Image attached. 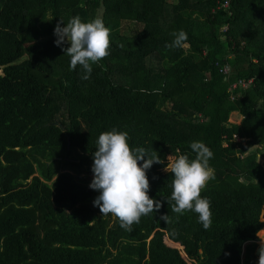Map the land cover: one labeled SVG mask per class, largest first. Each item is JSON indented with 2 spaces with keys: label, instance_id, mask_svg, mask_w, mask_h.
Masks as SVG:
<instances>
[{
  "label": "trees",
  "instance_id": "obj_1",
  "mask_svg": "<svg viewBox=\"0 0 264 264\" xmlns=\"http://www.w3.org/2000/svg\"><path fill=\"white\" fill-rule=\"evenodd\" d=\"M74 16L109 29L110 55L88 80L54 43L57 22ZM179 30L184 47H166ZM0 71V264H257L264 0H0ZM113 128L164 161L194 159L193 141L212 150L209 229L194 211H171L161 164L146 171L158 212L132 232L101 216L88 176L96 140Z\"/></svg>",
  "mask_w": 264,
  "mask_h": 264
},
{
  "label": "clouds",
  "instance_id": "obj_2",
  "mask_svg": "<svg viewBox=\"0 0 264 264\" xmlns=\"http://www.w3.org/2000/svg\"><path fill=\"white\" fill-rule=\"evenodd\" d=\"M54 35V43L70 57L69 69L75 70L78 65L82 68L81 79H90L92 65L110 55L109 29L101 18L83 22L79 16H74L67 23L61 18L54 28ZM170 35L174 39L166 47H184L188 39L184 30ZM65 44L69 46L64 47ZM129 139L127 131L116 128L99 135L96 150L92 153L93 178L89 187L99 193L93 205L99 208L101 216L111 214L119 220L122 229L132 232L133 225L139 224L142 216L158 212L162 207L161 200L149 196L150 183L146 171L154 164H164V160L157 152L149 153L144 147L130 148ZM190 148L195 154L194 159L190 160L185 154L167 157L163 170L171 173L173 179L171 195L165 199L173 213H197L198 222L207 230L212 223V213L210 201L201 197V190L209 180L215 179L209 164L214 153L202 141L191 142ZM160 220L166 224L172 222L168 214H161ZM257 235L260 238L258 264H264V237Z\"/></svg>",
  "mask_w": 264,
  "mask_h": 264
},
{
  "label": "rangeland",
  "instance_id": "obj_3",
  "mask_svg": "<svg viewBox=\"0 0 264 264\" xmlns=\"http://www.w3.org/2000/svg\"><path fill=\"white\" fill-rule=\"evenodd\" d=\"M174 1H176V0H174ZM173 0H168V2H174ZM131 30H134V28H132L131 27ZM227 30V27L226 28H224L223 29V31H226ZM130 30H128L127 31V29H126V25H123L122 26V29H121V32H129ZM2 72L0 71V74H1ZM170 105V104H169ZM229 122L230 123H234V124H239L240 122H241V117H239L237 114H233L231 117H230V119H229ZM171 157H174V156H171ZM259 160H260V162H261V164H262V166H263V169H264V157H260L259 158ZM167 159L164 161V164H161V166H160V169L162 170V171H164L163 170V168L166 166V164H167ZM65 171H68L66 168H64V167H60L59 168V173H61V172H65ZM80 177H85V176H83V175H81ZM90 179H92L93 178V173H90L89 174V176H88ZM262 221H264V214L262 215ZM263 233H264V228H263V230L262 231H260L258 234L261 236V237H264V235H263ZM257 237H258V235H257ZM258 246L260 247V238L258 237ZM165 240H167V239H165ZM167 246H169V247H171V246H173L170 242H167ZM172 248H175V247H172ZM176 249H178V248H176ZM179 251H182V255L185 257V256H187V255H185L184 253H183V249L181 248V249H178ZM258 256V255H257ZM259 257V256H258ZM185 258H188V257H185ZM191 263V262H190ZM257 264H258V262H257Z\"/></svg>",
  "mask_w": 264,
  "mask_h": 264
},
{
  "label": "built area",
  "instance_id": "obj_4",
  "mask_svg": "<svg viewBox=\"0 0 264 264\" xmlns=\"http://www.w3.org/2000/svg\"><path fill=\"white\" fill-rule=\"evenodd\" d=\"M218 4H219V8L223 6L227 8L229 7L230 0H218ZM225 70L228 71V68L226 67ZM241 84L245 86V82L242 81ZM234 87H236V85Z\"/></svg>",
  "mask_w": 264,
  "mask_h": 264
},
{
  "label": "water",
  "instance_id": "obj_5",
  "mask_svg": "<svg viewBox=\"0 0 264 264\" xmlns=\"http://www.w3.org/2000/svg\"><path fill=\"white\" fill-rule=\"evenodd\" d=\"M55 125H60L59 123H57V124H55ZM60 127L63 129V131H65V128L62 126V125H60ZM71 146V144H70V140H69V138H68V147H70ZM260 248V247H259ZM259 248L257 249V251H256V254L259 256Z\"/></svg>",
  "mask_w": 264,
  "mask_h": 264
}]
</instances>
